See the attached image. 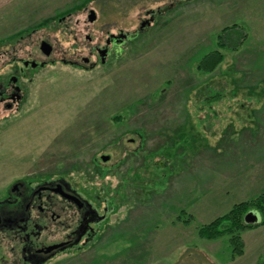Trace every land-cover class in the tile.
<instances>
[{"label":"rangeland","instance_id":"374dc122","mask_svg":"<svg viewBox=\"0 0 264 264\" xmlns=\"http://www.w3.org/2000/svg\"><path fill=\"white\" fill-rule=\"evenodd\" d=\"M120 31L104 63L83 67L89 45ZM0 40L4 60L46 61L24 77L18 111L0 106V200L18 178L61 173L101 216L83 251L43 264L229 260L228 238L197 229L264 193V0H0ZM214 49L225 59L203 74ZM8 239L0 231L11 263L21 256Z\"/></svg>","mask_w":264,"mask_h":264},{"label":"flooded vegetation","instance_id":"af4514ba","mask_svg":"<svg viewBox=\"0 0 264 264\" xmlns=\"http://www.w3.org/2000/svg\"><path fill=\"white\" fill-rule=\"evenodd\" d=\"M92 10L94 9H87L88 18ZM149 22L147 19L141 24ZM64 32L72 31L64 29ZM87 36L93 40L92 35ZM126 38V34L121 31L117 34L108 32L105 42L99 40L94 45H87L90 52L89 56L81 57L83 67L89 65L94 68L99 62L104 63L111 51L120 47ZM23 39L24 36L18 38L17 43ZM43 42L51 45L52 52L54 51L51 40L43 37L38 44L43 54ZM6 56L7 50L0 48V64L4 61L0 67V106L18 111L24 97V77L31 70L44 67L46 61L37 62L22 53L10 60H4ZM93 58L96 61L92 62ZM74 63H78L77 59ZM25 179L41 182L32 185ZM91 203L85 193L78 190L65 174L48 172L18 178L8 185L5 196L0 200V231L10 238L6 248L11 252L19 250L21 257L9 263L6 253L1 251L4 246L2 241L0 264H43L67 250L78 248L83 251L82 248L86 247L94 235L93 225L101 218Z\"/></svg>","mask_w":264,"mask_h":264},{"label":"trees","instance_id":"16d2710c","mask_svg":"<svg viewBox=\"0 0 264 264\" xmlns=\"http://www.w3.org/2000/svg\"><path fill=\"white\" fill-rule=\"evenodd\" d=\"M229 29V27H225L223 29L224 33ZM222 35L223 32L219 34L221 43L218 44L220 46H224L225 48H229L227 44L223 42ZM224 59V53L220 49H214L202 56L196 68L203 74H211L222 64ZM213 92V97L215 98L221 95L220 92ZM101 172L102 177L109 173L107 169H102ZM252 211L256 212L259 218L256 221H247L246 217ZM184 214H186V210L182 209L180 215L178 216V221L182 222L185 226H189L192 223L194 216L190 214L189 217L185 219ZM262 225H264V193H261L253 199L234 204L224 215L217 217L210 223L200 225L197 232L200 238L208 241H217L224 237L228 238L231 246L230 259L234 260L242 256L245 252L243 233ZM262 264H264V262Z\"/></svg>","mask_w":264,"mask_h":264},{"label":"crops","instance_id":"0c3cea01","mask_svg":"<svg viewBox=\"0 0 264 264\" xmlns=\"http://www.w3.org/2000/svg\"><path fill=\"white\" fill-rule=\"evenodd\" d=\"M22 31V30H20ZM16 31V32H20ZM8 36L6 38H10ZM2 38L1 40H3ZM0 40V42H1ZM243 241L245 245V252L242 256L232 260L221 261L220 259V250L215 252L214 258L216 259L215 264H262L264 262V225L259 226L257 228L247 230L243 233ZM211 244H217L220 242L217 241H209ZM223 260V259H222Z\"/></svg>","mask_w":264,"mask_h":264},{"label":"water","instance_id":"95a60500","mask_svg":"<svg viewBox=\"0 0 264 264\" xmlns=\"http://www.w3.org/2000/svg\"><path fill=\"white\" fill-rule=\"evenodd\" d=\"M96 17H97L96 12L94 10H92L90 15H89V20L90 21H94L96 19ZM142 25H145V24H142ZM41 49H42V51L44 52L45 55H50V53L52 52L51 45H49L46 42H43ZM102 159L104 161H107L109 159V156L103 155ZM258 218H259L258 214L256 212H254V211L250 212L247 215V217H246L247 221H256V220H258Z\"/></svg>","mask_w":264,"mask_h":264}]
</instances>
